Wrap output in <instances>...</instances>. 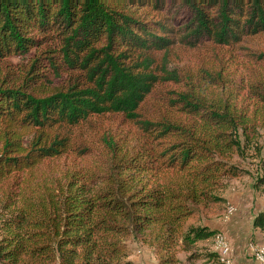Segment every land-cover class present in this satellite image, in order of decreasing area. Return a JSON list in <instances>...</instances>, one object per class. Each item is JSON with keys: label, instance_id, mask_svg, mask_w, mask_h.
Instances as JSON below:
<instances>
[{"label": "trees", "instance_id": "16d2710c", "mask_svg": "<svg viewBox=\"0 0 264 264\" xmlns=\"http://www.w3.org/2000/svg\"><path fill=\"white\" fill-rule=\"evenodd\" d=\"M263 33L264 0H0V264H134L130 238L158 264H223L219 232L191 220L226 202L222 180L251 176L234 155L258 151L264 192V72L240 92L222 59L182 79L154 55ZM111 115L135 125L133 147L104 134L89 166H51L89 159L75 132Z\"/></svg>", "mask_w": 264, "mask_h": 264}, {"label": "rangeland", "instance_id": "374dc122", "mask_svg": "<svg viewBox=\"0 0 264 264\" xmlns=\"http://www.w3.org/2000/svg\"><path fill=\"white\" fill-rule=\"evenodd\" d=\"M262 52H264V33L247 39L239 48L230 50H221L212 45H202L195 49L177 45L172 47L167 54L160 52L154 56L158 68L166 66L169 71H175L182 79L186 76H199L200 71L206 66L210 68L217 65V60L222 59L226 70L229 69V77L233 81V85L238 88L242 86L239 91L243 92L257 80L261 72H264V60L250 59L249 55L258 56ZM11 61L18 63L22 59H12ZM261 69L263 70L260 71ZM171 88L175 89L176 86L168 84L157 87L153 98H149L141 108L144 117L149 118L155 114L154 110L157 105L155 106L154 102L158 103V99L154 98L156 97L154 94ZM109 133L116 138H121L129 147H133L139 137L135 125L121 115L96 118L93 120L92 126H84L75 132V137L79 138L78 144L84 145L89 151L93 150L88 153L90 158L80 159L77 155L70 154L51 166H58L62 169L89 166L94 162L92 158L99 157L98 154L102 152V136ZM257 144L258 149L261 150V157H264V130L260 131ZM257 152L255 149H250L245 159H241L237 155L230 158L232 164L249 170L251 176L222 180L216 193L226 202L218 205L200 206L199 214L191 220L193 224L206 225L219 232L220 236L217 238L222 236L230 246L229 260L231 264H260L255 259L258 252L264 248V232L255 230L252 225L254 217L264 209V192H258L254 188L257 176L260 175L257 171L260 161ZM217 238L215 249L218 252L219 240ZM127 243L131 262L134 264H158L155 253L139 241L130 238L127 239ZM179 259L181 264H208L203 261L188 263L184 254H180ZM53 264H59V262Z\"/></svg>", "mask_w": 264, "mask_h": 264}, {"label": "bare ground", "instance_id": "6f19581e", "mask_svg": "<svg viewBox=\"0 0 264 264\" xmlns=\"http://www.w3.org/2000/svg\"><path fill=\"white\" fill-rule=\"evenodd\" d=\"M217 240H219V246L217 245V248H218V253L220 255V258H221V262L223 264H231L229 260V254H225L226 253V245H224L225 239L221 236V237H218ZM259 258H264V248H262L256 256V259H259Z\"/></svg>", "mask_w": 264, "mask_h": 264}, {"label": "built area", "instance_id": "2783aa9c", "mask_svg": "<svg viewBox=\"0 0 264 264\" xmlns=\"http://www.w3.org/2000/svg\"><path fill=\"white\" fill-rule=\"evenodd\" d=\"M224 245H226V253L225 254H230L231 250H230V246L227 243V241L225 240ZM252 253V252H251ZM258 263L260 264H264V258H259V259H255Z\"/></svg>", "mask_w": 264, "mask_h": 264}, {"label": "crops", "instance_id": "0c3cea01", "mask_svg": "<svg viewBox=\"0 0 264 264\" xmlns=\"http://www.w3.org/2000/svg\"><path fill=\"white\" fill-rule=\"evenodd\" d=\"M213 230H215V229H213ZM255 248H258V247H255Z\"/></svg>", "mask_w": 264, "mask_h": 264}]
</instances>
